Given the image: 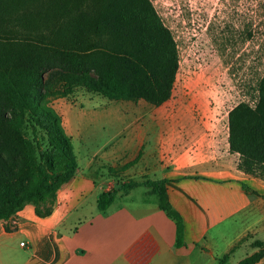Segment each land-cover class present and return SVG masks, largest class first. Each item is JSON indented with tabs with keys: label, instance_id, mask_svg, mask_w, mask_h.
Returning a JSON list of instances; mask_svg holds the SVG:
<instances>
[{
	"label": "trees",
	"instance_id": "trees-1",
	"mask_svg": "<svg viewBox=\"0 0 264 264\" xmlns=\"http://www.w3.org/2000/svg\"><path fill=\"white\" fill-rule=\"evenodd\" d=\"M0 13H15L18 25L39 32L34 41H0L4 222L28 204L34 205L37 216L50 215L57 191L79 170L72 141L48 98L64 99L83 90L110 102L142 101L158 108L172 96L179 59L176 42L150 0H0ZM256 92L252 106L240 103L228 114L229 152L239 156L237 168L249 176L264 171V75ZM24 126L33 140L24 137ZM140 158L141 152L118 171L125 172ZM136 188L156 196L159 208L175 224L177 248L182 247L183 222L169 204L164 180L118 181L115 189L99 195L97 209L105 212L118 194ZM241 188L246 191L244 184ZM253 247L257 252L237 264H258L264 258L263 244Z\"/></svg>",
	"mask_w": 264,
	"mask_h": 264
},
{
	"label": "rangeland",
	"instance_id": "rangeland-1",
	"mask_svg": "<svg viewBox=\"0 0 264 264\" xmlns=\"http://www.w3.org/2000/svg\"><path fill=\"white\" fill-rule=\"evenodd\" d=\"M150 1L177 45L179 68L172 96L158 108L142 101L110 102L83 90L64 99L48 98L80 166L94 153L96 162L112 165L114 161L99 159L115 147H142L154 159L163 155L157 163L176 172L216 164L232 154L229 112L240 103L252 106L256 102L257 83L264 75V0ZM17 22L15 13H0V41L9 37L25 43L39 36L36 29L27 30ZM22 133L33 140L28 127ZM36 134L42 141L43 132L38 129ZM119 168L105 166L101 171L120 178L124 172ZM250 177L258 181L260 193L245 185L246 191L255 192L261 199L258 208L264 209V171ZM141 180L136 177L133 181ZM240 228V221L233 220V236ZM258 229L244 236L223 264H237L257 252L256 242L264 249V226ZM224 250V246L212 245L202 254L201 264H220ZM258 264H264V258Z\"/></svg>",
	"mask_w": 264,
	"mask_h": 264
},
{
	"label": "crops",
	"instance_id": "crops-1",
	"mask_svg": "<svg viewBox=\"0 0 264 264\" xmlns=\"http://www.w3.org/2000/svg\"><path fill=\"white\" fill-rule=\"evenodd\" d=\"M140 152L138 163L119 179L101 171L124 166ZM152 155L142 147H115L99 159L114 161L112 165L96 162V153L84 166L78 163L76 175L57 191L50 215L39 217L28 204L0 222V264H201L202 254L212 245L224 246V257L244 236L264 226L261 199L241 185L257 194L261 187L238 170V155L180 172L159 165L163 155ZM153 175L165 181L169 204L182 219L180 248L174 222L146 188L118 194L105 212L97 209L99 195L115 189L118 181L141 183ZM136 177L141 182L133 181ZM236 219L241 228L233 236Z\"/></svg>",
	"mask_w": 264,
	"mask_h": 264
},
{
	"label": "built area",
	"instance_id": "built-area-1",
	"mask_svg": "<svg viewBox=\"0 0 264 264\" xmlns=\"http://www.w3.org/2000/svg\"><path fill=\"white\" fill-rule=\"evenodd\" d=\"M20 245H23V243H21Z\"/></svg>",
	"mask_w": 264,
	"mask_h": 264
}]
</instances>
